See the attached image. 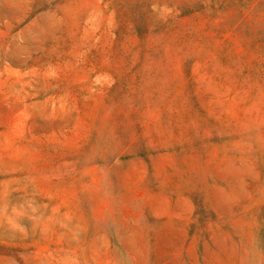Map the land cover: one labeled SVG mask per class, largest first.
<instances>
[{
  "label": "rangeland",
  "instance_id": "obj_1",
  "mask_svg": "<svg viewBox=\"0 0 264 264\" xmlns=\"http://www.w3.org/2000/svg\"><path fill=\"white\" fill-rule=\"evenodd\" d=\"M0 264H264V0H0Z\"/></svg>",
  "mask_w": 264,
  "mask_h": 264
}]
</instances>
